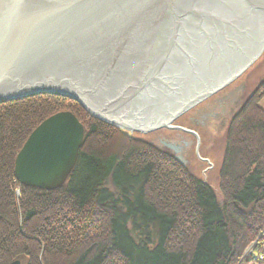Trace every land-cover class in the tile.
<instances>
[{
	"label": "trees",
	"instance_id": "16d2710c",
	"mask_svg": "<svg viewBox=\"0 0 264 264\" xmlns=\"http://www.w3.org/2000/svg\"><path fill=\"white\" fill-rule=\"evenodd\" d=\"M262 97L264 76L227 121L216 191L168 150L65 100L0 105V264H237L264 228ZM66 110L85 130L67 182L51 192L22 186L17 201L16 154Z\"/></svg>",
	"mask_w": 264,
	"mask_h": 264
},
{
	"label": "water",
	"instance_id": "95a60500",
	"mask_svg": "<svg viewBox=\"0 0 264 264\" xmlns=\"http://www.w3.org/2000/svg\"><path fill=\"white\" fill-rule=\"evenodd\" d=\"M9 3L15 6L0 5L12 36L0 55V102L65 96L130 134L182 131L171 123L239 77L264 50L263 44L233 69L264 22V0ZM82 138L69 113L44 121L15 158L18 183L61 187Z\"/></svg>",
	"mask_w": 264,
	"mask_h": 264
},
{
	"label": "rangeland",
	"instance_id": "374dc122",
	"mask_svg": "<svg viewBox=\"0 0 264 264\" xmlns=\"http://www.w3.org/2000/svg\"><path fill=\"white\" fill-rule=\"evenodd\" d=\"M264 76V50L261 53L258 60L254 61L251 65V67L248 69V72L238 79L233 86L228 87L227 89L219 90L217 95L215 97H207L206 99L202 100V102L197 105L196 109L194 110V106L191 108L192 112H195L199 108L206 107L208 104H212L213 100L221 94H224L225 92H228L231 90L234 86L247 83L246 88L244 87V90H239L237 93L234 94V96L224 100V104L221 105V108L223 107L225 115H222L220 113V117L217 121H211L208 120L210 128L206 127L205 129H202L200 126H197L196 124L193 125V128L196 130L194 133L197 135V144H201L202 148L200 151L194 152V156L196 159H206L207 161L202 164L200 171H196L195 174L197 175V178L202 181L203 184L211 187L214 191L217 190V184L215 179V175L217 172L218 167L221 164L222 155H223V135L224 130L227 124V121L231 114L239 107V105L242 103V100L244 97H246L247 94H249L251 91H253L256 87V85L260 82L261 78ZM214 93V94H216ZM212 94V95H214ZM243 94V95H242ZM227 103V104H225ZM259 106L264 108V97L259 102ZM217 113L220 112V110H215ZM184 113L177 119L173 121V125L176 127H180L184 130H191V124L188 122V117L192 116L193 113ZM227 114H230L229 117H226ZM209 119V118H208ZM99 121V120H97ZM223 121L225 123L224 125H220V122ZM101 122V121H99ZM207 122V123H208ZM103 123V122H101ZM104 124V123H103ZM224 124V123H223ZM108 125V124H105ZM110 126V125H108ZM112 127V126H110ZM114 128V127H112ZM191 128V129H190ZM116 129V128H115ZM178 133V132H177ZM181 133V132H180ZM164 134L166 136L172 135V132L165 131ZM132 136H140L147 141H150L154 138V134H148V135H139L136 133L130 134ZM200 136V138H199ZM199 146V145H198ZM193 149V148H192ZM210 163V164H209ZM207 172H204L207 170ZM10 191L13 193L14 198L18 201V197L20 196V190L18 189V185L16 183L11 185ZM261 254H264V228L260 230V232L248 243V245L244 248L242 254L240 255L237 264H259V258ZM252 255H255L252 257ZM14 261H18L19 264H25V260L23 258L16 259ZM13 261V262H14ZM12 263V262H11Z\"/></svg>",
	"mask_w": 264,
	"mask_h": 264
},
{
	"label": "flooded vegetation",
	"instance_id": "af4514ba",
	"mask_svg": "<svg viewBox=\"0 0 264 264\" xmlns=\"http://www.w3.org/2000/svg\"><path fill=\"white\" fill-rule=\"evenodd\" d=\"M240 90V86L234 87L231 91L225 92L224 94H221V96L215 98L212 104L206 105V107L199 108L193 113L192 116L188 117V122L192 125L191 128H193V125L200 126L202 129H205L208 127L210 128L208 120L217 121L220 117V113L222 115H225L224 108H221V105L224 104V100H227L234 96L235 93H237ZM227 104V103H225ZM220 110L219 113H217L215 110ZM195 110V109H194ZM190 112V113H191ZM230 114H227L226 117H229ZM209 118V119H208ZM208 122V123H207ZM224 123V124H223ZM225 122L221 121L220 125H224ZM211 125V123H210ZM190 128V129H191ZM195 128V127H194ZM191 129L196 131L195 129ZM156 141L158 142V146L163 147L164 149L168 150L174 159L176 161H179L183 167H188L192 171H200L202 164L204 161L206 162V159H196L194 156V152L197 151V153L202 148L201 144H197V139L191 134L186 135L182 134L180 132H172V135L165 136V137H156ZM199 145V146H198ZM193 148V149H192ZM205 170L204 172H207Z\"/></svg>",
	"mask_w": 264,
	"mask_h": 264
},
{
	"label": "bare ground",
	"instance_id": "6f19581e",
	"mask_svg": "<svg viewBox=\"0 0 264 264\" xmlns=\"http://www.w3.org/2000/svg\"><path fill=\"white\" fill-rule=\"evenodd\" d=\"M264 44V22H263V24L259 27V29L256 31V33H255V35L253 36V38H252V40H251V42L249 43V45L247 46V48L244 50V52L242 53V55L239 57V59L237 60V62L235 63V65H234V67H233V69H236L237 67H238V64H240V62L242 61V60H247L248 58H249V56L251 55L252 56V54L253 53H255L257 50H259L260 48H261V46ZM258 60V58L256 59V61ZM251 67V65L243 72V73H241L240 75H239V77H237L236 79H234L232 82H230L229 84H227V85H225L221 90H223V89H227L228 87H230V86H233L234 84H235V82L238 80V79H240L241 77H243L247 72H248V69ZM238 71H239V69H238ZM246 85H247V83H244V84H241V86L240 85H237V86H240V90L241 91H243L244 90V87L246 88ZM234 87H236V86H234ZM233 87V88H234ZM232 88V89H233ZM231 89V90H232ZM231 90H229V91H231ZM217 95V93L216 94H214V95H211L210 96V98L211 97H215ZM243 95V94H242ZM35 96H43V97H45V96H47V97H55V99H58V101L60 102V103H62V104H65V102H64V100L65 101H67V102H69L70 104L69 105H72V106H76V107H79L80 108V110L83 112V113H85L86 115H88L89 117H91V118H93V116H91L77 101H75V100H73V99H71V98H68V97H65V96H58V95H53V94H39V95H33V96H30V97H27V98H24V99H28V98H32V97H35ZM24 99H17V100H9V101H4V102H0V105H4V104H9V103H13V102H18V101H22V100H24ZM206 99V98H205ZM202 102V101H201ZM201 102H197L196 104H194V105H192V107L194 108V109H196V107H198L197 105H199ZM192 107H189L188 109L189 110H187L185 113L187 114V113H190L191 112V108ZM192 108V109H193ZM61 113H69L72 117H74L75 119H76V121L82 126V130H83V138H82V142H83V139H84V136H85V130H84V126H83V124L81 123V121L72 113V112H70V111H61V112H57V113H55V114H53V115H51V116H49L48 118H46V119H44L38 126H40L44 121H46L47 119H49L50 117H52V116H54V115H57V114H61ZM93 119H95V118H93ZM95 120H97V119H95ZM105 124V123H104ZM37 126V127H38ZM111 126V125H110ZM171 126L172 127H176V126H174L173 125V122L171 123ZM36 127V128H37ZM113 127V126H112ZM35 128V129H36ZM177 128H180V127H177ZM34 129V130H35ZM117 129V128H116ZM180 129H182V128H180ZM33 130V131H34ZM118 130H120V131H124V130H121V129H118ZM32 131V132H33ZM165 131H169V132H181L182 134H186V135H193L195 138H198L197 137V135L194 133L195 131L194 130H184V129H182V131H180V130H168V129H166V128H160V129H156V130H154V131H150V132H148L147 134H140V133H136V134H139V135H148V134H154L155 136H154V138L152 139V140H150L149 142L150 143H152V144H154V145H156L157 147H159V148H163V147H160V146H158L157 144H158V142H155L156 141V137L158 136V137H160V138H162V137H165L166 136V134H164V132ZM31 132V133H32ZM125 132V131H124ZM31 133H30V135H31ZM128 133V132H127ZM128 134H130V133H128ZM29 135V136H30ZM29 136H28V138H29ZM27 138V139H28ZM199 138H200V136H199ZM27 139H26V141H27ZM25 141V142H26ZM82 144V143H81ZM198 144H199V142H198ZM24 145V144H23ZM23 145H22V147H23ZM22 147H21V149H22ZM81 147V146H80ZM20 149V150H21ZM80 149V148H79ZM20 150L18 151V153L20 152ZM197 152V151H196ZM17 153V154H18ZM78 153H79V150H78ZM17 154H16V156H17ZM16 156H15V158H16ZM78 157V156H77ZM76 161H77V159H76ZM176 161V160H175ZM14 162H15V159H14ZM14 162H13V174H14ZM181 167H183L182 165H181V163L179 162V161H176ZM76 164V163H75ZM210 164V163H209ZM186 168V167H185ZM188 168V167H187ZM73 170V169H72ZM72 172V171H71ZM194 172V171H193ZM196 172V171H195ZM194 172V173H195ZM71 174V173H70ZM70 174L68 175V177H67V179L69 178V176H70ZM67 179H66V181L64 182V184L67 182ZM14 183H16L17 185H18V189L20 190V187H27V188H34V189H38V188H35V187H29V186H24V185H21V184H19L18 183V181L16 180V178H15V175H14ZM63 184V185H64ZM62 185V186H63ZM61 186V187H62ZM60 188V187H59ZM58 188H56V189H53V190H42V189H38V190H42V191H46V192H51V191H54V190H57ZM18 199H20V196L18 197Z\"/></svg>",
	"mask_w": 264,
	"mask_h": 264
},
{
	"label": "snow or ice",
	"instance_id": "6c2138e0",
	"mask_svg": "<svg viewBox=\"0 0 264 264\" xmlns=\"http://www.w3.org/2000/svg\"><path fill=\"white\" fill-rule=\"evenodd\" d=\"M44 0H27V7H39ZM0 5L4 7H12L15 6L13 4H5V0H0ZM12 36L3 26V18L0 17V55L3 54L5 48L10 43Z\"/></svg>",
	"mask_w": 264,
	"mask_h": 264
},
{
	"label": "built area",
	"instance_id": "2783aa9c",
	"mask_svg": "<svg viewBox=\"0 0 264 264\" xmlns=\"http://www.w3.org/2000/svg\"><path fill=\"white\" fill-rule=\"evenodd\" d=\"M255 255H252V257H254ZM259 264H264V254L259 255Z\"/></svg>",
	"mask_w": 264,
	"mask_h": 264
}]
</instances>
